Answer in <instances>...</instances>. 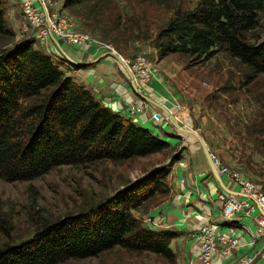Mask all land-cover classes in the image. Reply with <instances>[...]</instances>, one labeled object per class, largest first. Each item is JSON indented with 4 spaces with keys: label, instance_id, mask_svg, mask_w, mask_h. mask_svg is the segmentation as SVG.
Returning <instances> with one entry per match:
<instances>
[{
    "label": "trees",
    "instance_id": "trees-1",
    "mask_svg": "<svg viewBox=\"0 0 264 264\" xmlns=\"http://www.w3.org/2000/svg\"><path fill=\"white\" fill-rule=\"evenodd\" d=\"M0 0V35L14 37ZM107 0H66L65 7ZM264 0H201L179 11L159 35V60L180 54L199 63L226 53L250 70V81L264 75V41L252 42ZM171 144L103 105L90 90L62 70L51 55L27 41L0 52V178L37 180L63 166L102 161L126 162L163 153ZM180 158L149 173L79 215L43 223L34 236L0 248V264H60L96 258L115 248L176 260L172 242L179 233L154 230L135 212L159 194L168 196L170 169ZM146 183V185H142ZM0 218V231L9 228Z\"/></svg>",
    "mask_w": 264,
    "mask_h": 264
},
{
    "label": "rangeland",
    "instance_id": "rangeland-1",
    "mask_svg": "<svg viewBox=\"0 0 264 264\" xmlns=\"http://www.w3.org/2000/svg\"><path fill=\"white\" fill-rule=\"evenodd\" d=\"M44 1L51 12L69 15L78 30L90 35L97 47L124 59L147 58L157 70L148 81L159 74L156 65L164 61L162 67L167 72L162 79L166 87L178 101L179 95H183L190 103L188 108L185 104H175L176 108H182V111L175 110L178 123L202 136L218 166L239 172L264 193V75L250 81V70L222 52L205 63L180 54L159 60L162 42L159 35L163 28L177 12L193 10L201 0H107L69 8L65 7L66 0ZM37 5L40 6V2ZM11 10L6 8V18L12 29L14 20L8 19ZM18 13L20 30H13L14 37L0 35V52L31 40L21 8ZM249 38L252 42L264 41V11L260 14L259 27ZM36 48L51 55L66 71L60 57L42 49L39 43ZM170 72L171 76L167 74ZM165 123L171 132L162 140L173 143L166 152L120 163L102 161L89 166H63L33 181L11 183L0 178V218L10 232L8 236L7 231H0V248L31 239L45 222L56 223L67 216L95 209L123 188L139 184L155 169L167 166L175 155L180 158L176 162L179 163L184 151L203 152L198 143L193 146L190 137L163 117L161 124ZM167 182L171 188L169 177ZM169 195H155L140 215L159 206ZM176 249L174 262L155 254L115 248L96 258L60 264H181ZM216 256L223 255L216 254L214 258Z\"/></svg>",
    "mask_w": 264,
    "mask_h": 264
},
{
    "label": "crops",
    "instance_id": "crops-1",
    "mask_svg": "<svg viewBox=\"0 0 264 264\" xmlns=\"http://www.w3.org/2000/svg\"><path fill=\"white\" fill-rule=\"evenodd\" d=\"M34 2L37 3L36 0ZM6 8H12L8 19L14 20L11 22L12 29L17 32L21 27L18 13L20 0H8ZM60 44L61 48L53 43L50 53L62 59L67 74L78 84L90 90L106 107L131 118L136 124L150 129L161 138L169 137L171 130L168 124H156L152 119L154 112L164 115L162 110L138 97L125 66L114 57L104 56L109 52L108 50L97 47L94 43L86 48ZM162 63L164 61L156 65L159 74L143 83L139 88L140 92L170 112H175V104H185L188 108L190 104L188 98L179 95L178 101L170 88L166 87L162 77L167 70L162 67ZM167 74L171 76V72ZM135 102L144 104L143 114L127 113V107ZM169 143L173 144L171 141ZM196 143L191 142L193 146ZM182 157L181 162L176 163L169 176L171 185L169 197L159 206L149 208L143 216L140 215L143 212L142 208L139 209L135 212L137 218L151 229L172 230L179 233L172 242V248L173 250L177 248L175 251L179 254L181 264H197L200 248L192 235L208 221L219 223L221 231L230 235L235 241L233 253L227 257L216 256L212 264H236L242 257L253 258L254 264H264V239L256 237V214L242 217L234 227L220 220V203L217 197L222 188L212 172L204 151H184ZM222 182L224 189L229 186L226 177L222 178ZM232 189L236 193L239 192L238 188L232 187ZM228 191L232 192L229 189Z\"/></svg>",
    "mask_w": 264,
    "mask_h": 264
},
{
    "label": "built area",
    "instance_id": "built-area-1",
    "mask_svg": "<svg viewBox=\"0 0 264 264\" xmlns=\"http://www.w3.org/2000/svg\"><path fill=\"white\" fill-rule=\"evenodd\" d=\"M36 1L40 2V6L34 0H20V8L25 24L31 31L29 39L39 43L42 49L51 51V45L55 43L51 38L52 36L60 43L73 47L86 48L93 44V38L78 30L74 20L69 15L51 12L44 0ZM123 65L128 75H132L130 79L139 92L141 85L157 72L154 65L144 56L124 59ZM176 110L182 111V108L178 106ZM126 111L129 115L143 114L145 111L144 104L135 102L129 105ZM171 113L175 116V112ZM163 117L165 121L170 123L169 118L162 113L154 112L152 114V119L156 124H161ZM219 170L222 178L226 177L229 184L225 189L221 186L222 191L217 197L220 203V220L230 224V227H234L242 217H250L252 214H256V237L264 239V193L260 191L255 182L241 176L239 172L222 166H219ZM227 187L232 192H229ZM232 187L238 188L239 192H234ZM192 237L200 248L197 264H212V259L216 254L228 256L235 249L234 239L223 233L220 224L217 222L208 221L195 231ZM253 263V258L245 257L239 264Z\"/></svg>",
    "mask_w": 264,
    "mask_h": 264
},
{
    "label": "water",
    "instance_id": "water-1",
    "mask_svg": "<svg viewBox=\"0 0 264 264\" xmlns=\"http://www.w3.org/2000/svg\"><path fill=\"white\" fill-rule=\"evenodd\" d=\"M52 40L57 44V46H59L61 48V44L60 42L54 37H51ZM105 57L111 56L114 57L119 63L124 64V59L113 52H108L104 55ZM73 63V62H72ZM131 78L132 75L130 74ZM133 89L136 91L137 95L139 98H141L144 101L150 102L153 105H155L156 107L160 108V110H162V112L164 113L165 116H167L170 120V123L173 124V126L178 129L181 132H188L192 135H194L196 137V139L198 140V143L200 145V148H202V150L204 151L208 162L211 166L212 172L214 174V176L216 177V179L219 181V183L221 184V186L223 187V182H222V175L220 173L219 170V166L216 162L215 157L213 156V154L211 153L210 149L208 148L206 142L204 141V139L202 138V136L195 130L193 129H188L186 127H183L181 124L178 123V120L176 119V117L165 107L161 106L160 104L155 103L153 100H151L150 98H148L147 96H145L144 94H142L141 92H139V90L137 89L136 85L133 83ZM125 189V188H123Z\"/></svg>",
    "mask_w": 264,
    "mask_h": 264
},
{
    "label": "bare ground",
    "instance_id": "bare-ground-1",
    "mask_svg": "<svg viewBox=\"0 0 264 264\" xmlns=\"http://www.w3.org/2000/svg\"><path fill=\"white\" fill-rule=\"evenodd\" d=\"M177 120H179L178 118H177ZM182 133H184V132H182ZM185 134L188 136V137H190L191 139H190V141L192 142V143H196V137L194 136V135H192V134H190V133H188V132H185ZM197 143H198V140H197ZM199 144V143H198ZM194 145V144H193Z\"/></svg>",
    "mask_w": 264,
    "mask_h": 264
}]
</instances>
